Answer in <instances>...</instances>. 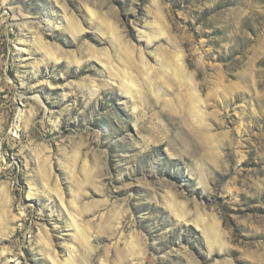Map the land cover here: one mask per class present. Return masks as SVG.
<instances>
[{
  "label": "rangeland",
  "instance_id": "374dc122",
  "mask_svg": "<svg viewBox=\"0 0 264 264\" xmlns=\"http://www.w3.org/2000/svg\"><path fill=\"white\" fill-rule=\"evenodd\" d=\"M54 262L264 264V0H0V264Z\"/></svg>",
  "mask_w": 264,
  "mask_h": 264
},
{
  "label": "bare ground",
  "instance_id": "6f19581e",
  "mask_svg": "<svg viewBox=\"0 0 264 264\" xmlns=\"http://www.w3.org/2000/svg\"><path fill=\"white\" fill-rule=\"evenodd\" d=\"M59 194H60V193H59ZM59 194H58L57 196H59ZM60 195H61V194H60ZM62 198H63V197L60 196V201H61V203H62ZM70 217H71V216H70ZM204 228H205V227H204ZM203 230H204V229H203ZM204 232H205V231H204ZM208 232H209V231H208ZM208 232H207V229H206V233H207V234H208ZM204 234H205V233H204ZM210 234H211V236H212L213 238H215V237L212 235L213 233H209V235H210ZM206 236H207V235H206ZM41 239H42V238H41ZM214 241H215V239H214ZM55 263H56V262H54L53 264H55Z\"/></svg>",
  "mask_w": 264,
  "mask_h": 264
}]
</instances>
